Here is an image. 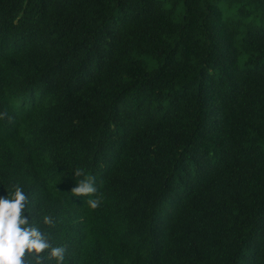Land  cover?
<instances>
[{
  "label": "trees",
  "instance_id": "obj_1",
  "mask_svg": "<svg viewBox=\"0 0 264 264\" xmlns=\"http://www.w3.org/2000/svg\"><path fill=\"white\" fill-rule=\"evenodd\" d=\"M5 112L0 197L63 264H264V0H0Z\"/></svg>",
  "mask_w": 264,
  "mask_h": 264
},
{
  "label": "clouds",
  "instance_id": "obj_2",
  "mask_svg": "<svg viewBox=\"0 0 264 264\" xmlns=\"http://www.w3.org/2000/svg\"><path fill=\"white\" fill-rule=\"evenodd\" d=\"M6 116V112L0 113V118ZM75 176L83 178L79 179L71 194L88 196L87 206L97 209L102 203V196L98 194L96 178L87 176L82 168L75 169ZM29 203V197L19 184H13L11 190L8 189L7 197H0V264H31L30 258L35 259V264H43L45 258L54 260L55 264H63L66 247L52 246L48 236L23 215ZM43 223L51 226L54 221L52 217L45 216ZM45 252L46 257L43 255Z\"/></svg>",
  "mask_w": 264,
  "mask_h": 264
}]
</instances>
